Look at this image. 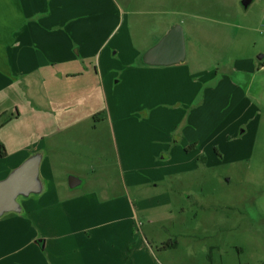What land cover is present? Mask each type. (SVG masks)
I'll return each mask as SVG.
<instances>
[{"label": "rangeland", "instance_id": "rangeland-1", "mask_svg": "<svg viewBox=\"0 0 264 264\" xmlns=\"http://www.w3.org/2000/svg\"><path fill=\"white\" fill-rule=\"evenodd\" d=\"M241 1L66 0L72 53L93 54L82 73L102 72L105 87L36 74L0 88V143L29 154L48 153L50 139L66 141L51 183L61 184L60 199L98 188L117 197L125 169L166 174L157 186L172 188L169 207L156 204L136 217L137 236L152 239L161 264H264V0L246 8ZM166 22L182 28L186 61L144 67L137 54ZM15 102L20 119L5 125ZM23 154L2 167L20 165ZM66 170L78 187L68 188ZM144 189L139 197H150ZM151 216L159 218L153 228ZM173 241L176 247L161 248Z\"/></svg>", "mask_w": 264, "mask_h": 264}, {"label": "crops", "instance_id": "crops-1", "mask_svg": "<svg viewBox=\"0 0 264 264\" xmlns=\"http://www.w3.org/2000/svg\"><path fill=\"white\" fill-rule=\"evenodd\" d=\"M70 10L66 0H0V88L27 82L36 74L37 78L38 74L41 75L42 78L38 79L42 81L53 78L58 84L66 80L82 82V79H94L105 87L102 72L95 70L90 77L82 73L81 65L87 58H93V54H86V49H77L75 55L72 53L74 29L70 22ZM88 11L94 13L85 8L86 14ZM174 23L166 22L165 30L155 34V42L138 52L137 59L156 44ZM127 28L129 44L137 46L130 23ZM72 66H79L74 74L67 71ZM50 82L55 83L54 80ZM39 93L42 94L41 91ZM48 98L55 102L54 98ZM17 105L16 115L12 112L5 125L20 119ZM2 144L5 156L0 157V180L19 166L2 167L9 155L24 153L19 160L21 164L31 154L41 152L43 157L39 170L45 190L37 197L22 200L20 215L7 214L0 218V264H161L149 245L152 239L145 234L137 236L136 217L137 212L153 208L156 204H160L158 207H169L172 188L167 190L157 186L159 182H164L166 174L159 179L144 172L125 169L122 170L117 197L106 198L104 194L107 192L98 188L97 191L68 194L60 199L57 188L61 184L54 187L51 183L60 175L56 167L65 160L56 153L69 145L66 141L50 139L44 144L48 153L44 147L41 150L33 148V152H28L30 155L24 152L27 148L11 151L6 142ZM65 175L70 188L69 178L74 175L70 170H66ZM74 179L71 183L75 186L70 189L81 184L78 177L74 176ZM142 187L148 192L143 193L150 197H139L137 189ZM151 188L160 192H150ZM158 219L151 216L146 224L153 228Z\"/></svg>", "mask_w": 264, "mask_h": 264}, {"label": "water", "instance_id": "water-1", "mask_svg": "<svg viewBox=\"0 0 264 264\" xmlns=\"http://www.w3.org/2000/svg\"><path fill=\"white\" fill-rule=\"evenodd\" d=\"M251 1L242 0V7L246 8ZM185 53L183 30L175 24L156 44L139 57V61L148 67L175 66L184 63ZM42 157L43 153L41 152L31 154L4 179L0 180V218L7 214L20 215L22 200L37 197L44 192L45 185L39 170ZM74 180V178H69L70 188L75 186L71 183Z\"/></svg>", "mask_w": 264, "mask_h": 264}, {"label": "trees", "instance_id": "trees-1", "mask_svg": "<svg viewBox=\"0 0 264 264\" xmlns=\"http://www.w3.org/2000/svg\"><path fill=\"white\" fill-rule=\"evenodd\" d=\"M5 156V149L3 147V145L0 143V157H4ZM177 245V242L176 241H173L171 243H166V244H163L161 246L162 249H169V248H172V247H176Z\"/></svg>", "mask_w": 264, "mask_h": 264}, {"label": "clouds", "instance_id": "clouds-1", "mask_svg": "<svg viewBox=\"0 0 264 264\" xmlns=\"http://www.w3.org/2000/svg\"><path fill=\"white\" fill-rule=\"evenodd\" d=\"M254 215V213H252Z\"/></svg>", "mask_w": 264, "mask_h": 264}]
</instances>
